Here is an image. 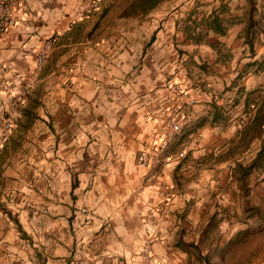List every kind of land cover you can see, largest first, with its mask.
Instances as JSON below:
<instances>
[{"label":"crops","instance_id":"0c3cea01","mask_svg":"<svg viewBox=\"0 0 264 264\" xmlns=\"http://www.w3.org/2000/svg\"><path fill=\"white\" fill-rule=\"evenodd\" d=\"M90 1L20 0L17 25L0 41V264H144L145 242L154 264H187L176 243L196 244L214 196L236 192L228 162L201 164L238 135L254 105L245 108L247 96L261 90L264 75L243 74L250 59L242 25L220 38L232 55L225 64L209 44L187 39L181 19L193 0L145 13L128 11L134 0H99L81 17ZM199 4L193 19L217 10L216 0ZM45 40L51 50L35 72ZM255 50L258 58L264 46ZM173 81L197 103L167 152L163 179L174 195L163 208L148 189L136 195L147 173L136 159ZM223 84L230 95L219 92ZM212 102L223 107L224 124L209 122ZM145 221L155 223V236ZM241 229L222 222L219 246ZM253 264H264V252Z\"/></svg>","mask_w":264,"mask_h":264},{"label":"trees","instance_id":"16d2710c","mask_svg":"<svg viewBox=\"0 0 264 264\" xmlns=\"http://www.w3.org/2000/svg\"><path fill=\"white\" fill-rule=\"evenodd\" d=\"M165 1L167 0H134L129 4L128 11L151 12ZM244 3L242 14L229 16L230 10L227 1L221 2L219 8L209 16L200 19L186 18L182 30L193 44H209L216 54V63L225 64L232 55L220 38L225 37L231 27L242 25L239 38L246 46L250 59L243 69V74L252 72L264 75V51L257 58L255 50L256 45L264 46V0H244ZM211 36L215 38L213 43H209ZM201 70L205 71V68L201 67ZM249 101L254 102V105L246 112V120L243 121L238 135L234 139L228 140L225 149L216 153V156H214V152L210 153L207 158L205 156V160H212L216 164L228 162L229 179L236 189L234 196L246 205L249 204L248 198L252 193L253 186L257 184L253 181L254 173L259 171L264 174V86H261V90L249 92L245 108L248 107ZM210 108L212 109L210 121L204 119L197 127H202L207 121L211 124H224L227 121L222 106L212 102ZM257 140L259 145L254 147L253 144ZM248 210L250 216L255 219V223L260 225L261 222H264V208L260 209L255 205L247 208ZM219 211L221 209H216L205 221L206 223L200 227L196 244L183 240L176 243L177 248L187 253L189 257L187 264H218L222 260L229 261L231 260L230 252L240 249L245 238L256 233L254 229L244 230L243 228L235 238L220 247V225L223 222V215ZM236 223L243 226L240 222ZM260 249L250 252L236 264H251L252 260L261 254Z\"/></svg>","mask_w":264,"mask_h":264},{"label":"built area","instance_id":"2783aa9c","mask_svg":"<svg viewBox=\"0 0 264 264\" xmlns=\"http://www.w3.org/2000/svg\"><path fill=\"white\" fill-rule=\"evenodd\" d=\"M99 0H92L80 12L81 17L90 15L96 8ZM20 0H0V41L17 25V13L20 10ZM51 50V41L45 40L39 50L34 71L38 72L43 67ZM2 68H0L1 71ZM167 98L159 113L150 118L152 125L151 139L146 148L137 155V165L147 170L143 178V186L136 190L140 196L146 189L153 193L160 207L169 206L173 197V187L164 179V170L169 167L172 158L168 155V149L173 140L181 134L185 126V115L189 108L193 107L197 100L188 88L181 87L173 81L167 86ZM12 127L10 123L5 124L8 130ZM1 149V147H0ZM144 217H149L145 214ZM147 233L155 236L157 228L155 223L145 221ZM140 260L144 264H154L151 250V242L142 245Z\"/></svg>","mask_w":264,"mask_h":264},{"label":"rangeland","instance_id":"374dc122","mask_svg":"<svg viewBox=\"0 0 264 264\" xmlns=\"http://www.w3.org/2000/svg\"><path fill=\"white\" fill-rule=\"evenodd\" d=\"M187 1H192V0H184V2ZM193 1L194 3L191 5V7L188 8V11L186 12L190 14V16H188L187 18H191V19H193L192 18L194 13L193 11H196L195 10L196 4H199V2L202 0H193ZM216 1H217L216 6L218 9L221 2L227 1V3H229L230 0H216ZM209 2L210 1L202 2L199 4V6L209 4ZM230 4L231 5L229 8L234 10L236 14H242L243 8L245 7L244 0H232ZM175 5H176L175 2L170 3V7L166 11L170 10L171 12H174V9L172 8L175 7ZM181 21H185V17H183ZM242 77L243 76L239 73L235 79L236 80L242 79ZM230 86L231 85H229V87H227L224 84L221 85L219 88L220 90L219 92L222 94L228 92L226 96L230 95L231 94ZM261 86L263 85L261 84ZM213 165H215V163L212 160L207 159L204 162H202L200 168L208 169ZM253 181L256 182L257 184L253 186L251 191L252 193L248 198L249 206L241 202L240 199H237L234 195L231 194L226 195L227 192L225 191H222L217 196L216 195L214 196L215 207L216 209L219 210L221 209V211L219 212H221V215H223V222H234V224H236V222H240L243 224L242 228H244V230L249 228L248 230L254 229V231L256 232L254 233V235H248L245 238L244 240L245 242L240 245L241 246L240 249H235V251L230 252L231 260L229 261L222 260L218 264H236V262L241 261L245 256H248L250 252L257 250L258 248L259 249L261 248L260 249L261 255L264 252V222H261L260 225L259 223H255L256 222L255 219L250 216V211L249 210L247 211V208H250V206H255V205L258 206L260 209L264 208V174H262L259 171H256L253 175ZM213 212H215V210L214 211L208 210L204 215L205 217L204 220L206 221ZM231 224L232 223H230V225ZM220 229H221V225H220ZM257 258L252 260L251 264H253Z\"/></svg>","mask_w":264,"mask_h":264}]
</instances>
